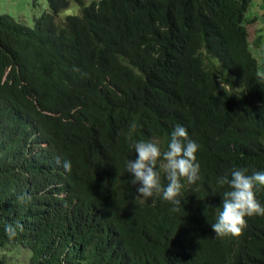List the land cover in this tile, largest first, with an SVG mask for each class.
<instances>
[{
	"label": "trees",
	"instance_id": "1",
	"mask_svg": "<svg viewBox=\"0 0 264 264\" xmlns=\"http://www.w3.org/2000/svg\"><path fill=\"white\" fill-rule=\"evenodd\" d=\"M46 1L32 25L0 12V249H26L27 264H264V216L237 237L211 227L218 178L264 171L249 0ZM71 2L79 12L57 22ZM176 125L200 172L172 211L138 196L126 164L132 141L166 150Z\"/></svg>",
	"mask_w": 264,
	"mask_h": 264
},
{
	"label": "clouds",
	"instance_id": "2",
	"mask_svg": "<svg viewBox=\"0 0 264 264\" xmlns=\"http://www.w3.org/2000/svg\"><path fill=\"white\" fill-rule=\"evenodd\" d=\"M221 86L224 87L222 83ZM131 128L135 130L136 125L132 124ZM131 147L135 150L136 158L127 161L126 169L133 176L132 185H138V196L146 200L160 197L174 206L172 211H178L181 205L179 197L184 188L182 181L193 184L199 178L200 164L196 157L199 144L189 137L185 127L176 125L166 150L162 151L155 139L134 140ZM57 163H61L59 158ZM62 166L67 172L72 169L69 160H64ZM161 170L168 181L166 185L161 182ZM248 172L247 168H235L231 170L230 178L226 173L217 180L221 187L227 186L222 193V204L218 207L216 220L211 224L217 237L240 236L247 227L246 217L264 216V205L256 198L257 191L264 188V171ZM17 228L22 230V225L17 223L14 227L9 224L5 231L11 237Z\"/></svg>",
	"mask_w": 264,
	"mask_h": 264
},
{
	"label": "rangeland",
	"instance_id": "3",
	"mask_svg": "<svg viewBox=\"0 0 264 264\" xmlns=\"http://www.w3.org/2000/svg\"><path fill=\"white\" fill-rule=\"evenodd\" d=\"M87 2L89 0H86ZM47 7L46 0H0V12H8L16 19L25 24L32 25L33 17L39 14ZM79 7L75 2H71L70 6L61 10L56 18L57 22H61L67 14L78 13ZM248 18L255 17L254 22L248 23L249 41L251 51L258 61V70L264 75V0H249L246 11ZM259 36L261 44L256 47L254 39ZM219 70L231 77L229 72L222 68L216 61ZM0 256L6 258L5 264H27L29 252L24 248L5 247L0 249Z\"/></svg>",
	"mask_w": 264,
	"mask_h": 264
}]
</instances>
